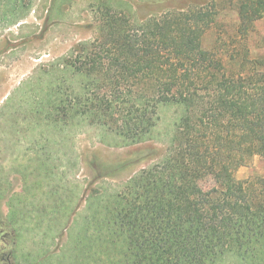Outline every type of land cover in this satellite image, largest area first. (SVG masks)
Returning <instances> with one entry per match:
<instances>
[{"label":"trees","instance_id":"obj_1","mask_svg":"<svg viewBox=\"0 0 264 264\" xmlns=\"http://www.w3.org/2000/svg\"><path fill=\"white\" fill-rule=\"evenodd\" d=\"M216 1L141 22L104 1L97 36L64 59L60 71L76 78L49 99L55 121L77 115L131 145L151 138L159 106L183 110L164 160L94 213L92 232L76 242L79 258L214 264L231 255L238 264H264V178H236L264 155V56H252L248 45L264 0H220L236 11L237 27L208 49L203 39L215 24ZM0 234L9 245L0 264H16L15 229L2 216Z\"/></svg>","mask_w":264,"mask_h":264},{"label":"rangeland","instance_id":"obj_2","mask_svg":"<svg viewBox=\"0 0 264 264\" xmlns=\"http://www.w3.org/2000/svg\"><path fill=\"white\" fill-rule=\"evenodd\" d=\"M104 1L136 22L170 9L212 4L210 0H0V208L5 217L1 216L13 228L18 225L11 220L23 221L26 245L34 243L30 247L36 248L45 243L46 251H56V258L39 263L33 258L34 264L51 260L76 264L69 247L80 238L87 240L92 216L103 210L111 193L164 160L183 113L177 105L159 106L160 119L151 138L131 145L77 115L66 123L55 121L58 114L49 99H57L64 80L76 78L60 71L64 59L97 36L96 11ZM215 4V24L203 39L208 49L237 27L236 11L227 5L222 8L220 0ZM248 45L252 56H264V17L254 23ZM253 176L264 178L262 154L236 171L243 183ZM94 245L86 254L94 251ZM1 247L9 249L0 240ZM238 261L227 255L214 264ZM90 262L91 258L81 263Z\"/></svg>","mask_w":264,"mask_h":264},{"label":"crops","instance_id":"obj_3","mask_svg":"<svg viewBox=\"0 0 264 264\" xmlns=\"http://www.w3.org/2000/svg\"><path fill=\"white\" fill-rule=\"evenodd\" d=\"M1 214L3 215V217H5V213H3V211L0 208V215ZM27 218H28V216H27ZM15 221L16 220H13V221L11 220V222L13 224L18 225V226H15L16 228L14 227L15 233H16V241H15V249H14V253H13V259H14L16 264H34L32 261L33 258L38 259L37 263H39L38 261L41 262V261H44L46 259H50L53 256H54V258H56V256H55L56 254H54L56 251L50 252V253H49V251H46V248L48 247V245L45 243H42V244L40 243V246H36V248L30 247L31 245L33 246L34 243L33 244L29 243L26 245L25 241L23 240V239H25V236L23 234H24V232L27 233V228L25 227L23 221H17L16 223H15ZM22 225L24 226V228L22 227ZM18 228H21L23 231L21 232V230H19ZM68 250H70L69 251L70 258H73L75 261H77L76 264H82L81 262L84 259L79 258L80 256L76 255L77 254L76 252L78 250L76 245H71V247H69ZM59 251H60V249H58L57 253H59ZM46 254H49V256H46ZM49 264H56V262L51 260V263L49 261ZM91 264H95V263L92 262Z\"/></svg>","mask_w":264,"mask_h":264},{"label":"flooded vegetation","instance_id":"obj_4","mask_svg":"<svg viewBox=\"0 0 264 264\" xmlns=\"http://www.w3.org/2000/svg\"><path fill=\"white\" fill-rule=\"evenodd\" d=\"M1 216V215H0ZM0 240L3 242V244H4V241L2 240V238H1V234H0ZM4 245H6V244H4ZM5 251H6V249H4V247L2 248L1 247V249H0V259H8V257H6V253H5ZM1 261V260H0Z\"/></svg>","mask_w":264,"mask_h":264}]
</instances>
